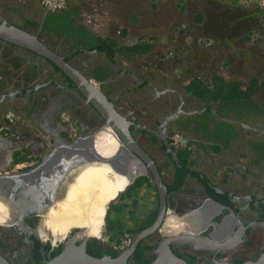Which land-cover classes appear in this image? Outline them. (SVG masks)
<instances>
[{"label":"crops","instance_id":"1","mask_svg":"<svg viewBox=\"0 0 264 264\" xmlns=\"http://www.w3.org/2000/svg\"><path fill=\"white\" fill-rule=\"evenodd\" d=\"M233 2H230L231 6L239 5L237 0ZM224 3L223 0H68L67 8L77 11L76 24L85 26L95 35L119 45L141 42L153 46V49L143 54L116 55L113 62L102 53L82 51L70 63L83 73L88 72L85 64L100 63L108 68L109 73L118 76L123 82L115 86H106L104 82L101 84L106 87L105 93L110 95L111 100L126 110L135 109V113L145 114L146 108L133 96L145 94L146 90L151 91L156 87V92L164 90L182 97L184 109L180 110L181 113L190 115L196 111L201 119L205 116L204 122L207 120L208 123L197 132H193L196 123L193 125L190 116L183 118L189 126L187 137L192 142L188 167L205 177L217 193L243 194L244 197L237 199V204L234 202L237 207L249 199H255L259 193L255 186L261 184L263 187L264 184V162L249 145L251 138L264 133V85L256 95L245 100L244 107L233 110L225 102L208 101L207 97L199 96L196 93L202 87L192 89L190 83L193 75L199 74L197 77L206 88H212V82L217 77L226 83L240 81L245 90L250 78L258 76L257 73L249 74L243 62L248 40H242V45L237 46L225 42L227 33L223 30V19L218 18L226 11ZM216 7L218 13L215 12ZM45 12L40 0H0V15L66 55L64 50L70 51L76 45L73 38L68 44L65 37L49 35L40 26L26 24L28 19L41 21ZM211 14L215 25L211 31H206L204 27ZM168 24L174 28H162ZM208 32L218 34V39L210 38ZM209 47L218 48L208 53ZM169 51L177 56L171 57ZM186 61L191 64L189 75L185 71ZM31 62L35 63L32 52L12 47L0 40V172L22 171L39 164L53 148L57 138L68 140L59 117L60 112L66 111L73 115V104L80 107L86 105L87 108L83 98L74 96L71 89L66 87L68 80L64 76L56 74L53 77V74H47L48 71L24 76L27 68L33 65ZM123 75L131 83H124ZM7 111L16 113L18 120L9 123L5 119ZM220 116L243 125L227 123L233 130L231 136H215L216 124L223 122ZM192 117L195 119L196 115ZM143 121L147 122L145 119ZM79 125L80 136L86 131L93 133L86 140L81 139L70 146V154L63 152L62 158H51L47 173L18 174L20 191L25 192L22 196L26 198L20 217L39 216L41 222L38 226L41 227L46 226L45 218L48 217L56 234L71 226L80 229L78 232L95 234L99 238L104 229L106 207L111 203L113 212L109 214V207L108 229L110 232H130L158 206V194L153 182L148 174L143 173L139 161L132 160L127 170L118 164L117 154L121 152L122 145L114 133L90 123L85 125L79 121ZM172 130L183 131L180 127ZM156 155L164 183H171L173 168L168 169L162 157ZM60 168L65 171L62 179ZM136 176L143 178L141 185L130 187ZM58 182L65 187L56 189L55 196L52 195L50 199L51 204L47 203L49 199L44 204L26 194L28 188L43 189L47 184ZM208 197L196 177L190 176L179 190L169 195L168 207L174 213L183 214L186 210L202 207ZM227 213L224 206L217 209L210 205L201 211L200 216L218 217L223 214L224 217ZM194 216H177L178 224L184 228L182 230L195 227L192 223ZM121 226V230L117 229ZM48 232H52L51 228ZM256 235L262 240V231Z\"/></svg>","mask_w":264,"mask_h":264},{"label":"water","instance_id":"2","mask_svg":"<svg viewBox=\"0 0 264 264\" xmlns=\"http://www.w3.org/2000/svg\"><path fill=\"white\" fill-rule=\"evenodd\" d=\"M0 40L5 43L29 50L55 64L59 70L73 83L74 87L77 89L78 96H81L85 103L90 105L98 113V115L102 117L104 120V126L101 128H109L116 135V138L119 140V142H121L122 150L117 154L118 164L127 170L128 165L132 160L139 161L143 166V173L151 175L152 182L155 185L158 194V211L155 220L150 226L135 234L132 238L130 246L120 251L116 257H111L106 254L102 255L101 257H95L89 254L86 250L87 242L90 239H96L99 242L100 240L97 237H83L81 239L77 238L78 231L80 230L78 229V231L71 233L62 241L61 250L57 255L42 264H129L132 263L131 257L138 242L156 232L159 235V239L152 250L153 259L150 264H200L188 262L184 258L178 256L174 251V246L181 245H187L195 251L207 250L220 255V257L214 255L209 261V264H264L263 247L260 248L257 257L254 259L244 260L242 262L223 259L225 254L229 253L231 250L240 245H244L248 226L259 227L264 230V221L250 222L248 226H245L240 220V215L237 214L235 216L236 230L233 231L232 235L221 241H217L214 238L206 235L195 234L198 231L196 229H193L192 231L188 230L189 232L187 230H182L176 235L163 234L161 232V227L166 219V216L170 215V212L169 214L167 212V189L156 161L138 143L137 139L131 132L130 126L133 125L136 127V125H134V123H132L120 111H118L114 102L106 95L101 86H99L100 84L97 86L94 83L95 79L92 76L86 75L78 70L70 62L66 61L64 56L47 46L42 40L38 38V36L20 26L10 23L2 15H0ZM95 51L96 50H94V52ZM176 115L177 113L167 116L165 120H163L162 125L165 126L166 122L174 119ZM219 119L226 123H239L240 125H243L241 122H237L236 120L222 116H220ZM89 135L79 136L77 139L72 141L57 138L54 141L53 148L50 150V152H48V154L42 158L40 163L33 168L25 172L13 174H9L7 171H4L2 174H0V176H12L23 173H32L33 175L45 174L49 170L51 158H62L61 155L63 152L70 154L71 150H69V147L75 145L81 139L86 140ZM161 137L164 138L162 134ZM61 143L66 145H59ZM169 151L172 152L170 148ZM172 156L176 161L177 159L174 153H172ZM59 172L62 179L65 175V171H62V168H60ZM132 181L133 179L128 182L125 188H127ZM210 201L215 208H223L222 204L214 200ZM47 203L51 204L50 199ZM107 208L108 206L106 207V212ZM202 209L203 207L201 210ZM201 210L196 209L195 212L199 213ZM172 213L180 217L185 214ZM226 216H224L223 219H225ZM35 217L38 219V224L35 226V228L26 226V223L24 222L25 218L15 222L14 226L22 229V231L33 232V234H36V229L41 222V218L39 216ZM210 218L211 217L208 215L206 218V224L209 222L213 223V221H210ZM219 223L220 222H214L213 225L217 227ZM232 229L233 228H231V230ZM0 264L13 263L6 256L0 253Z\"/></svg>","mask_w":264,"mask_h":264},{"label":"flooded vegetation","instance_id":"3","mask_svg":"<svg viewBox=\"0 0 264 264\" xmlns=\"http://www.w3.org/2000/svg\"><path fill=\"white\" fill-rule=\"evenodd\" d=\"M45 11L46 12L43 13V18L41 21H43L45 19L46 15L48 13H54V12H49L47 10H45ZM56 12H58V11H56ZM64 51L68 52L67 50H64ZM85 51H87V50H85ZM59 54H61V53H59ZM61 55L64 56L63 54H61ZM34 62H35L34 64L31 62V64H33V65H31L29 68H27L24 76H32V75L39 73L40 71H43L45 73L48 71L47 74H53V77L56 76V74H60L62 76L61 72H56V69H55L53 63H51L47 59L43 58L42 56H38V55L34 54ZM98 66H99V64H96V65L85 64L84 67L86 68V70L88 72H85L84 74L93 76V71ZM96 70H98V69H96ZM107 74H108L109 78H107L104 81L106 86H107V84H110V82L112 80L111 78H112V76H114V74L112 72L109 73V71L107 72ZM123 78H124V83H126V84L131 83V80L128 77H126L125 75H123ZM67 83L68 84L66 87L69 90L71 89V92H72V94H74V96L75 95L78 96L77 89L75 87L71 86L69 82H67ZM134 83H136V82H134ZM111 85H113V84H111ZM113 86H115V85H113ZM115 88L116 87H114L113 90ZM102 90L105 92L106 87H104ZM108 97L110 98V95H108ZM133 99L139 100L142 103V105L147 110L145 114L140 115V114H138V112L135 113V111H134L135 109L134 110H129V109L126 110L122 106H119V105L117 106V103L114 102L115 107L118 109V111H120L128 120H130L132 123H134V125H136V127L133 125L130 126V129H131L133 136L137 139L138 143L154 158L155 161H156L155 158L157 156L156 154H158L159 156L162 157L163 162H165L164 165L166 167L168 166V169L173 168L172 162H175V165H176L175 167H180L181 165L177 159V156H178V154H180V155L182 154L183 149H174L170 145V141H169L170 136L175 132H179L177 130H172V129L180 127L181 130H183V131H180L179 133H183L184 135L188 136V134H186V132L189 130V126L187 125V123L185 122V120L183 118L185 116H187V117L190 116L191 122H193V125H194L197 121L192 116H194V115L198 116L197 112L192 111V114H190V115L181 113L180 110L184 109V105H183L184 103H183L182 97L178 96V94H176V93L171 94L170 92H164V90H162V92H156V87H153V89L151 91H150V89L146 90L145 94H140V95H137L135 97L133 96ZM73 106L74 107L72 108V111H73V115L76 118L73 115H71V114L70 115L76 121L78 128H80L79 121L81 122V124L83 123L85 125L90 123V125H93L99 129L102 126H104V120L102 119V117L100 115H98V113L90 105L87 104L88 109L86 108V105L83 107H80L78 105L76 106L75 104H73ZM176 113H177V115L174 119L166 122L165 126L162 125L163 120H165V118L167 116H171V115L176 114ZM202 114H204V112ZM88 117L90 118V120H89L90 122L87 121ZM204 118H206V117L204 116ZM262 118H264V114H263ZM143 119L147 120V122L146 121L144 122ZM263 125H264V120H263ZM202 126L204 127L205 125L202 124ZM202 126L196 127V124H195L194 125L195 128H193L192 125H190V128H193V132H194V131H197L199 129V127H202ZM196 128H197V130H196ZM103 129H105L108 133L109 132L111 134L113 133L109 128H103ZM79 131H80V129H79ZM161 134L164 136V138L161 137ZM82 135H89V133L86 131ZM257 135L258 136H255L254 138L250 139L249 145L252 149L256 150V152L254 154L255 155L258 154V156L261 157L260 158L261 162L262 161L264 162V158H262V156H264V133L263 134L259 133ZM169 148L172 150V152L169 151ZM172 153H174V155L176 156V159H177L176 161L174 160ZM156 163H157V161H156ZM157 166L160 170V166L158 163H157ZM0 174H2V173H0ZM148 175L151 176L150 174H148ZM190 176L191 175H189L188 177H190ZM200 186L202 187V190H203L204 187L201 184H200ZM63 187H65V186L61 182H58L57 184L56 183L47 184L46 187H44L43 189H41V188L36 189L35 187L28 188L26 194L31 195V198H34L35 200L39 199L42 203L45 204L46 199H51L52 195H54V193L56 192V189L63 188ZM263 187H264V184H263ZM263 187L261 184H260V186H255V190L259 191L258 196L255 199H249V200L245 201L243 204H241V206H237L236 208H233V206H231V208H229V212L227 213V216L225 217V219H223V214L220 215V218L218 220V222H220V223L217 227H215V226L209 227V224H207L206 227H204V228L194 227L196 229L198 228V231L195 234L206 235V236L214 238L217 241L224 240L227 237H229L230 235H232L233 231L236 230L235 216L237 214L240 215V220L242 221V223L245 226H248L250 222L264 221V219L260 220V214L262 213V211L255 209L254 205L252 204V203H254L255 205H258L260 203L264 204V188ZM24 193L25 192L20 191V175L19 176L18 175L0 176V229H1V231L2 230L6 231V229L11 230L10 227H14L13 228L14 231L12 232V236L14 237V240L24 241L25 245L27 246L28 251H30L31 241H30L29 236L31 234H33V232L22 231V229H19L18 227L14 226L15 222H18L20 220V213H21L20 210L23 206L24 200L26 201V198L22 196ZM228 195L231 197V200L233 201V203L234 202L236 203V201L239 197H244L243 194L235 195V194H229L228 193ZM218 203H220V202H218ZM199 210H201V208H199ZM200 214H201V211L199 213H196L195 218H197V219L201 218L202 216H200ZM224 215H226V214H224ZM49 219L50 218H48V217L45 218V222H46L45 227L38 226L36 229V234L40 238L38 236H36V234H33V235L36 236L42 244L47 242L46 240L49 237V235H52L53 239L51 238L48 241H50L52 247L55 248L58 246L57 244L63 239V238L57 239V237L58 236H64L65 234L70 235L71 230H73L75 228L69 226V227H66V230H64V232L56 234L55 231H53L55 229L54 226H52L53 223H51V225H50ZM173 219H175V216H173ZM173 219H172V216L169 218L171 227L169 229V232L166 233V235H171L174 232H178V231H181V229H184V228L179 227V225H176V226H178V227H176L175 226L176 222H174ZM36 220L38 221V219H36ZM199 225H201L200 221H199ZM26 226H28L30 228H35V227H31L27 223H26ZM49 228H51V231H52V232H50L51 234L48 232ZM63 228H65V227H63ZM231 228H233V229L231 230ZM185 230H187V231L191 230V227H186ZM258 231L263 232L262 240L259 237H257V235H256ZM162 233L165 234L164 232H162ZM246 233H247V236L245 237V243L249 239H255L256 244L247 245L244 243V245H240L239 247H242L243 250H239V251L235 252V250H237L239 248L238 247L234 251L229 252V253L233 254L232 258L229 260L236 259L235 257H238V255L243 256L245 259H251L252 256L254 255L255 251H257L256 254L258 255L260 248L263 247V249H264V230L263 229H261L259 227L248 226ZM4 235H5V233L2 234V236H0V244L3 243L2 239L5 238ZM56 235H58V236H56ZM89 235L91 237H97L98 238V236H96L95 234H89ZM157 236H159V235L156 232V233H153L150 236L145 237V238L151 237L152 240L155 239V242H157V240H158ZM260 240H261V245L258 246V242ZM97 243H99V245L104 246L99 241H97ZM174 250H176L178 253H191V254H196L197 257L198 256L205 257V261L203 263H200V264L209 263V261L213 258L214 255L220 256L219 254L217 255L212 251H207V250L195 251L187 245L174 246ZM0 253L3 254L4 256H6L13 264H23V262L19 263L18 261L15 260V258L9 257L7 252L3 253L1 246H0ZM229 253H227V255H229ZM224 256H226V255H224ZM27 257L28 256H26L25 258H27ZM196 262L199 263L198 261H196ZM132 263H133V261H132ZM129 264H131V263H129Z\"/></svg>","mask_w":264,"mask_h":264},{"label":"trees","instance_id":"4","mask_svg":"<svg viewBox=\"0 0 264 264\" xmlns=\"http://www.w3.org/2000/svg\"><path fill=\"white\" fill-rule=\"evenodd\" d=\"M226 6H224L225 8V13L221 14L218 18L219 19H224V18H229L230 15H237L239 16V18L235 21V23L233 25H230L232 27H234V29L236 28V31H233L231 33H235L236 34V39L238 38V40L242 41V40H249L251 34H255V32H257L258 36H260L259 39H261V35L264 34V32L260 29V26L262 25V23H260L259 17L260 18H264V8L263 9H259L261 12L255 11L253 13L250 14H246L247 12H242L237 11V12H233V9L228 6L226 3H224ZM260 15V16H259ZM77 16V11L75 8H67L64 10H60L58 12H54V13H48L45 17V19L43 21H30L29 19L26 20V24L30 25L32 27H41V30L43 32H47L49 35H56V36H60V37H65L66 38V43L71 42L72 38L74 39V44L75 47L71 48L70 51H68L66 53V55H64V59L68 62H70L73 58L77 57L79 54H81V52L85 49L87 51H93L96 50V52L98 53H102L105 55L106 59H108L110 62H113L115 59L116 55H131V54H143L145 52L150 51L151 49H153V46L151 44H145V43H134L132 45H119L118 43H116L115 41H111L109 39L103 38L101 36H97L95 35L93 32H91L88 28H86L85 26L81 25V24H76V20L75 17ZM19 26V25H18ZM222 26L224 27L225 24L222 23ZM247 27V28H244ZM23 28V27H22ZM245 29V31L243 30ZM261 30V31H260ZM210 33V38L214 39H218L217 35L213 32H208ZM229 33V34H231ZM228 34V33H227ZM227 34L225 35L226 40H230L229 37H227ZM235 37V36H234ZM258 38V37H257ZM217 44H219L217 42ZM12 47H18L15 45L10 44ZM218 47H212L210 49H208V53H212L215 50H217ZM237 48V47H236ZM239 49V48H237ZM190 62H192L191 60H189ZM190 62H185V71L188 72V75L190 74L188 69L190 68L189 65ZM99 66L96 68L98 70H94L93 71V78L100 82V86L103 89L104 85L101 84L103 83L107 78H109L107 72H108V68L103 67L100 63H98ZM56 72H61L59 70V68L53 64ZM62 73V72H61ZM193 73V72H191ZM197 75L199 74H195L193 75V78L191 79L190 83H191V88L195 89L198 86L202 87V88H198V94L201 97H207V100L210 101H222L225 102L227 105H230L232 107V109H236L237 107H244L245 104V100L246 99H250L252 98L254 95H256L259 90L261 89V87L264 85V79L263 78H259L257 75L252 76L249 80V85L246 86V89H243V84L240 81H233L230 83H226L223 79L220 78H214L213 82H212V88H206L204 87L203 83L201 82V80L197 77ZM62 76L65 77L66 80H68V82L70 83L71 86L74 87L73 83L69 80L68 77H66L63 73ZM204 87V88H203ZM197 90V89H196ZM195 93V92H194ZM106 95L108 96L109 94L106 92ZM236 115V113H235ZM195 120L196 122V127L197 126H202L203 125H207V120L204 122V118H200V116H196ZM201 127H199L200 129ZM198 129V130H199ZM216 130H214V135L215 136H221V137H229L231 136V134L233 133V130L230 129V124L224 123V122H218L216 124ZM197 130V128H196ZM180 132V131H179ZM197 132V131H196ZM191 142V140H190ZM192 143V142H191ZM190 149H183L182 154H178L177 159L180 163V167H175V162H172L173 164V172H172V181L171 183H166V189H167V206H168V201H169V195L172 192H175L177 190H179L183 184L185 179L191 175V177H196V179L199 181V183L204 187L205 193L210 197H208V199L202 204L203 209L206 208V206H213V204L211 203L210 200H214V201H218L220 202V204H222L225 208L226 211L229 212V208H231V206H233V208H236L235 203H233V201L231 200V197L228 195V193L224 192V193H217L214 188L212 186L209 185L208 180L205 177H201L200 174L196 173L195 170H192L191 168L188 167L189 165V156H190ZM134 181L133 183L130 185V187H139L141 185V182L143 181V178L141 179V177L136 176L134 177ZM148 178L150 180H152V177L148 175ZM129 187V188H130ZM153 187L156 189L155 185L153 184ZM128 188V189H129ZM110 204L108 205L107 208V212L105 215V225L106 228L108 229L107 226V216H108V209L110 207ZM210 204V205H209ZM255 207V209L262 211V213L260 214V220L264 219V204H258L255 205L254 203H252ZM200 207V208H202ZM168 210V214L170 212V215L166 216V219L161 227V232H164L165 234L167 232H169V229L171 227L169 218L172 216V211L169 209V207H167ZM198 209V208H197ZM157 207L155 209H153L152 211H150L146 217L144 218V220H142V222L135 228V229H130V234L132 236H134L135 234H137L138 232H140L141 230L147 228L148 226H150L153 221L155 220L156 216H157ZM196 208L190 209V210H186V212H184V215L187 214H192L195 215L192 219V223L194 224V226L196 227H203L204 225L206 227L207 224H209V227H213V223L214 222H218L220 216L218 217H212L210 218V221H213V223L209 222L206 224V218L207 216L203 215L201 218H195L196 217ZM202 211V210H201ZM178 213V212H177ZM181 214V213H179ZM183 215V216H184ZM36 217H26V222L30 225L33 226L34 225V221H36ZM173 219V216H172ZM199 221L201 223V225H199ZM179 225L178 223H175V226ZM178 227V226H176ZM179 227H181L179 225ZM123 228V226L121 227H117V229L121 230ZM182 228V227H181ZM109 230V229H108ZM193 230V227H191V231ZM78 231L77 229H73L71 230V233H74ZM110 231V230H109ZM182 231V229H181ZM110 233V232H109ZM51 234V233H50ZM119 234H121L120 231L117 232H111L110 233V242H114V244H116L118 242V236ZM69 234H65L64 236H58L57 239H62L57 245V247H52L51 242L47 241L46 243L42 244L40 242V240L34 236L33 234H31L29 236L30 241H31V248L30 251L28 252V257L25 258L23 260V264H42L48 260H50L51 258H53L55 255H57L60 250H61V243L64 240L65 237H67ZM49 238H52V235H49ZM53 239V238H52ZM157 239H159V237L157 236ZM155 239L152 240L151 237L150 238H144L142 240H140L134 250V253L131 257L133 263L131 264H150V262L153 259V253L152 250L155 247ZM247 245H252V244H256L255 239H249L246 241ZM104 245V244H103ZM86 250L89 254L95 256V257H101L102 255L106 254L109 255L111 257H116L119 254V250H115L113 249V246H102L99 245V243H97L96 239H90L87 242V246H86ZM175 253L184 258L186 261L191 262V263H197V255L196 254H191V253H178L176 250H174ZM257 251H255L254 255L252 256L251 259H254L257 257ZM220 257V256H217ZM236 259L232 260L235 262H242L245 259L243 256L238 255V257H235ZM209 264V263H207Z\"/></svg>","mask_w":264,"mask_h":264},{"label":"rangeland","instance_id":"5","mask_svg":"<svg viewBox=\"0 0 264 264\" xmlns=\"http://www.w3.org/2000/svg\"><path fill=\"white\" fill-rule=\"evenodd\" d=\"M223 1L226 2V4L233 9V12H237V11L241 10L242 12H247L246 14H250V13H253L255 11L261 12L259 9H263L264 8V5L262 4V1H264V0H237V2L239 4L238 6H235V5L231 6L232 3H230V2H233V1H236V0H223ZM257 8H259V9H257ZM221 10H223V9H221ZM215 12L218 13L217 7H216V11ZM238 18H239V16L234 14V15H230L229 18H227V19L224 18L222 20V23L225 24L223 30L226 31V33H228L227 37H229V39H230L229 41L225 40V42L226 43H233L234 46L242 45L241 44L242 41L241 40L239 41L238 38L236 39V37H237L236 34L235 33H231L233 31H236L237 29L236 28L234 29V27H232L230 25H233ZM259 20H260V23H262V25L260 26V29L264 32V18L262 19V18L259 17ZM170 24H171V22H170ZM175 24H176V20L174 21V25ZM214 25H215L214 16L211 14L209 16V19H208V24L204 27V30L211 31V29L214 28ZM162 28H174V27H172L171 25L168 24L167 27H165V25H164ZM244 28H247V27H244ZM243 30L245 31V29H243ZM229 33H231V34H229ZM258 34H257V32H255V34L254 33L251 34L250 39L248 40V45H245L246 46L245 47L246 50L245 51L243 50L244 51L243 54H244V57H245L243 59V62L245 63L244 65L247 66V68H245V69H248L250 71L249 74H256L257 73L260 78L264 79V34L261 35L262 36L261 39H259L260 36H258ZM210 48H212V47H209V49ZM170 50H172V49H170ZM172 52H170L172 55H170V53H169V55L171 57L177 56V54L176 55L174 54V56H173L174 52L173 53ZM186 62H189V61H186ZM238 62H240V60H238ZM115 76L116 75H114V77ZM114 77H112V81L110 82V84L116 85L119 82H123V81L119 80L118 76L115 77V79L118 78V80H115ZM113 79H114V81H113ZM97 86H98V84H97ZM97 130H94V131H97ZM89 134H91V132H89ZM33 167L34 166H32V167H30L28 169L25 168L24 170L17 171V172L16 171H9L8 173L9 174H13V173L25 172V171H28L29 169L33 168ZM112 212H113V205L110 207L109 214L112 213ZM21 219H22V217H20V220ZM24 220H25L24 222L27 223L26 222V218ZM173 221L176 222V223L179 222V219L177 218V216H175V219H173ZM37 224H38V221L36 220V221H34V225L31 226V227H35ZM108 224H109V221L107 220V226H108ZM10 228H11V230L6 229V231H4V230L1 231V229H0V236H2V234L5 233V235H4L5 238L2 239L3 243L0 244V246L2 247L3 253L7 252L9 257L15 258L16 261L21 263V262H23L25 257L28 255L29 251H28L27 246L25 245L24 241H22V240H20V241L19 240H17V241L14 240V237L12 236V232L14 231L13 230L14 227H10ZM109 232L110 231L106 228V225H105V222H104V232H103L102 237L99 240L105 246H108V245L113 246L114 245V242H110V239H109L110 236L109 235H110L111 232L110 233ZM125 233L130 234L129 232H125ZM123 235H124L123 232H121V234H119L118 241L121 240V237ZM49 239H51V238L48 237L46 241H48ZM239 250H243V248L239 247L237 250H235V252L239 251ZM225 255L226 256H224L223 259H227V260L231 259L232 256H233V254H231V253H229V255H227V254H225ZM197 261L199 263H203L205 261V257L198 256Z\"/></svg>","mask_w":264,"mask_h":264},{"label":"built area","instance_id":"6","mask_svg":"<svg viewBox=\"0 0 264 264\" xmlns=\"http://www.w3.org/2000/svg\"><path fill=\"white\" fill-rule=\"evenodd\" d=\"M264 5V1H262ZM40 5L49 12H56L66 9L68 5V0H40ZM170 55H172L170 53ZM96 85L97 83L94 82ZM61 122L65 126V130L68 134V140L72 141L80 136L79 128L76 121L70 116L66 111H61L59 114ZM5 119L9 123H13L18 120V116L13 111H7L5 113ZM170 145L174 149H191L192 144L190 139L183 133L175 132L170 136ZM3 173V172H0ZM132 236L130 234L124 233L121 240L113 245V249L122 251L128 248L132 241Z\"/></svg>","mask_w":264,"mask_h":264},{"label":"bare ground","instance_id":"7","mask_svg":"<svg viewBox=\"0 0 264 264\" xmlns=\"http://www.w3.org/2000/svg\"><path fill=\"white\" fill-rule=\"evenodd\" d=\"M103 232H104V229L102 230V232H101V234H100V236H99V239L102 237ZM178 232H180V231H178ZM178 232H174V233H172L171 235H176ZM83 237H91V236H90L89 233H87V232H78L77 238H80V239H81V238H83ZM238 247H239V246H238ZM238 247H236L235 249H237ZM235 249L231 250L230 252L234 251ZM247 260H249V259H247Z\"/></svg>","mask_w":264,"mask_h":264},{"label":"clouds","instance_id":"8","mask_svg":"<svg viewBox=\"0 0 264 264\" xmlns=\"http://www.w3.org/2000/svg\"><path fill=\"white\" fill-rule=\"evenodd\" d=\"M96 82V81H95Z\"/></svg>","mask_w":264,"mask_h":264}]
</instances>
